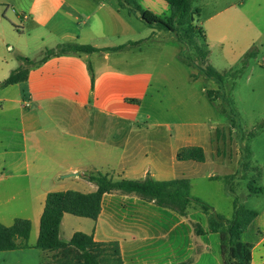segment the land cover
<instances>
[{
  "label": "crops",
  "instance_id": "1",
  "mask_svg": "<svg viewBox=\"0 0 264 264\" xmlns=\"http://www.w3.org/2000/svg\"><path fill=\"white\" fill-rule=\"evenodd\" d=\"M137 1L156 15L170 13L166 0ZM212 3L220 7L201 22L204 7ZM197 10L208 48H219L232 62L242 61L252 49L261 53L264 0H201ZM135 17L118 0H0V84L20 67L18 57L40 62L47 49L62 44L109 49L52 56L30 66L25 81L0 88V224L10 227L16 219L29 220L30 248L20 251L37 250L0 252V264L52 261L55 252L35 248L47 196L97 191L84 175L101 172L112 178V171L114 180L174 175L155 164L163 158L155 142L136 141L133 133L143 130L139 123H146L156 106L150 101L156 79L148 64L150 46L161 43L163 52L177 44L163 30L143 32L148 25L139 14ZM129 43L137 44L112 50ZM179 53L177 49L173 60L181 62ZM156 127L168 130L172 138L170 124ZM204 131L212 155L213 134ZM207 143L196 135L183 142L178 134L167 151L172 168L195 162L177 160L186 146L202 147L206 161L200 164L207 163ZM180 178L190 179L182 173L158 181ZM254 211L257 216L242 240L251 246L250 264H264V203ZM197 226L203 234L196 232ZM76 232L93 235L97 242H117L124 264H224L220 234L210 232L208 216L193 207L181 216L136 195L114 192L104 196L96 221L64 215L61 240L70 242Z\"/></svg>",
  "mask_w": 264,
  "mask_h": 264
},
{
  "label": "rangeland",
  "instance_id": "2",
  "mask_svg": "<svg viewBox=\"0 0 264 264\" xmlns=\"http://www.w3.org/2000/svg\"><path fill=\"white\" fill-rule=\"evenodd\" d=\"M200 5L201 0H192L195 15L190 26L179 29L175 34L162 32L172 37L176 46L171 45L163 52L159 46L161 43L150 46L148 64L156 78L150 101H155L156 106L151 107V116L146 123H139L143 130H136L133 139L154 141L162 150V161L155 164L174 175H157V180L188 174L192 181V196L202 199L216 213L229 218L234 214L235 198L239 205L253 211L264 203V47L262 43L258 44L261 53L250 59L246 68L243 60L232 62L219 48L212 50L207 47L209 56L206 65L202 66L206 43L198 33L202 28L196 8ZM219 5L212 3L210 7H204L201 22ZM132 16L136 19L137 15ZM143 25L148 24L143 21ZM191 28L195 30L192 37L187 35ZM147 29L151 34L150 27L144 26L143 32ZM177 49L193 67L173 60ZM206 66L222 75L223 82L205 78L202 69ZM209 91H214L215 99L209 96ZM158 123L171 125L172 138L168 130L156 127ZM206 128L213 134L212 155L209 136L204 131ZM178 134H181L183 142L194 135L207 141V163L186 162L172 168L167 151L174 146ZM118 164L112 167L117 168ZM109 174L112 178L117 175L112 171ZM209 175L214 178L210 179ZM192 207L201 210L197 206ZM35 251L14 252L29 254Z\"/></svg>",
  "mask_w": 264,
  "mask_h": 264
},
{
  "label": "trees",
  "instance_id": "3",
  "mask_svg": "<svg viewBox=\"0 0 264 264\" xmlns=\"http://www.w3.org/2000/svg\"><path fill=\"white\" fill-rule=\"evenodd\" d=\"M170 5V13L159 16L143 9L137 0H118L120 7L127 8L130 14L140 16L150 28H157L170 33H177L179 29L190 26L193 22L194 12L192 0H166ZM199 13V10L196 11ZM202 32V33H201ZM195 30L188 29L187 35L192 37ZM206 43V36L201 29ZM137 43H129L112 49L120 50ZM109 49H97L92 46L79 44H62L54 49H47L45 56L40 62L27 58L18 57L21 65L14 70L10 77L0 84V88L14 85L28 78L29 67L45 62L52 56L68 53L91 54L94 52L107 51ZM111 50V49H110ZM258 55L256 49H252L243 59L244 68L249 60ZM209 56L207 49L202 56L201 65L205 66ZM180 61L190 67L192 63L187 61L183 54L179 53ZM93 73V72H92ZM205 78L222 83L224 78L209 66L202 69ZM93 82L95 75L92 74ZM195 78V77H194ZM214 91L208 94L212 99ZM215 94V93H214ZM178 161H195L204 163L206 154L200 146H186L177 153ZM85 179L97 185V191L89 194L78 191L52 192L46 199L45 209L41 218L40 233L35 248L42 251L55 252L51 262L46 264H124L119 244L117 242H97L93 235L76 232L71 241L66 243L60 238V227L65 214L89 218L96 221L102 212L103 198L106 194L120 192L125 195H136L147 202H153L157 206L173 210L181 216H186L192 206L199 207L207 216L209 230L221 236V250L224 264H250L251 246L242 240V235L257 216V213L242 205L239 200H234V214L232 219L216 213L214 208L202 199L193 197L191 194L192 183L190 179L180 178L169 181H158L151 177L145 180L121 179L114 180L101 172L84 175ZM230 176H227L228 178ZM32 224L27 219H16L10 227L0 224V252L16 251L30 248ZM196 232L203 234L204 231L197 226Z\"/></svg>",
  "mask_w": 264,
  "mask_h": 264
},
{
  "label": "water",
  "instance_id": "4",
  "mask_svg": "<svg viewBox=\"0 0 264 264\" xmlns=\"http://www.w3.org/2000/svg\"><path fill=\"white\" fill-rule=\"evenodd\" d=\"M73 175H76V174H73Z\"/></svg>",
  "mask_w": 264,
  "mask_h": 264
}]
</instances>
